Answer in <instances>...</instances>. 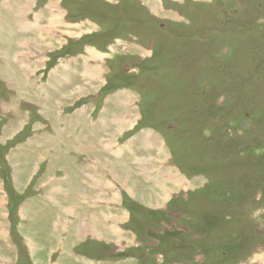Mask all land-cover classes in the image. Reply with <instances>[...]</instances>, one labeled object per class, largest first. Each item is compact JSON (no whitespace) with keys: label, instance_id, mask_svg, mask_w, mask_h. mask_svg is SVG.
Returning <instances> with one entry per match:
<instances>
[{"label":"rangeland","instance_id":"obj_1","mask_svg":"<svg viewBox=\"0 0 264 264\" xmlns=\"http://www.w3.org/2000/svg\"><path fill=\"white\" fill-rule=\"evenodd\" d=\"M82 255L264 264V0H0V264Z\"/></svg>","mask_w":264,"mask_h":264},{"label":"crops","instance_id":"obj_2","mask_svg":"<svg viewBox=\"0 0 264 264\" xmlns=\"http://www.w3.org/2000/svg\"><path fill=\"white\" fill-rule=\"evenodd\" d=\"M73 253H69V255H72ZM74 257H76V258H78L76 255H74V256H72V257H69V260L70 261H73V258ZM82 257V263H84V264H109V263H107V261H106V259H103V260H101V259H99V261H98V263L97 262H95V260H93V259H91L90 257L88 258L87 256H81ZM110 259V258H109ZM114 260V259H113ZM114 261H116L114 264H121L120 263V261L119 260H114ZM71 263V262H70ZM63 264H65V262L63 263ZM72 264V263H71Z\"/></svg>","mask_w":264,"mask_h":264},{"label":"water","instance_id":"obj_3","mask_svg":"<svg viewBox=\"0 0 264 264\" xmlns=\"http://www.w3.org/2000/svg\"><path fill=\"white\" fill-rule=\"evenodd\" d=\"M246 125V123H244L242 126H245Z\"/></svg>","mask_w":264,"mask_h":264}]
</instances>
